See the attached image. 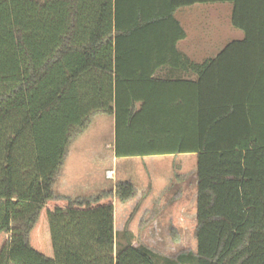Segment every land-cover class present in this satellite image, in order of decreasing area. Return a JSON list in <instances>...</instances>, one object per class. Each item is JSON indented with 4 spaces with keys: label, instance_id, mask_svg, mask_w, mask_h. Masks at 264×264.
<instances>
[{
    "label": "trees",
    "instance_id": "1",
    "mask_svg": "<svg viewBox=\"0 0 264 264\" xmlns=\"http://www.w3.org/2000/svg\"><path fill=\"white\" fill-rule=\"evenodd\" d=\"M225 1L243 36L192 59L175 11ZM98 114L117 157L197 154L196 251L167 264H264V0H0V264H158L114 230L131 180L54 193Z\"/></svg>",
    "mask_w": 264,
    "mask_h": 264
},
{
    "label": "rangeland",
    "instance_id": "2",
    "mask_svg": "<svg viewBox=\"0 0 264 264\" xmlns=\"http://www.w3.org/2000/svg\"><path fill=\"white\" fill-rule=\"evenodd\" d=\"M193 8L196 12L193 10L190 15L193 28L187 40L189 48L193 52L197 51L199 58L203 57V50L209 52L210 46L212 53H217L228 41L243 36V31L231 23L230 1L195 3ZM114 141L113 117L105 114L94 116L85 131L69 144L68 156L54 191L60 195L88 197L106 185L102 176L108 174L110 169L114 170L113 174H116L117 179L133 177L141 183L151 177V184L147 188L149 191L146 193L153 198L159 195L161 198L171 196L176 202L165 207L163 219H156L158 223L150 230L142 231V225L136 223V242L145 243L161 254L158 264H167L164 256L174 257L181 251H196L194 230L197 154L189 152L117 157ZM149 168L153 170L150 174ZM116 204L114 230L120 231L125 220L122 213L125 204L119 205L118 201ZM156 210L160 211V208L156 207ZM172 230L177 232L178 238L175 239Z\"/></svg>",
    "mask_w": 264,
    "mask_h": 264
},
{
    "label": "crops",
    "instance_id": "3",
    "mask_svg": "<svg viewBox=\"0 0 264 264\" xmlns=\"http://www.w3.org/2000/svg\"><path fill=\"white\" fill-rule=\"evenodd\" d=\"M193 5L180 7L175 11V17L179 20L180 24L182 25V27L186 31V36L183 39H180L178 42V48L180 50H182L183 52H185L187 55H189L192 59L200 61V60L204 59L205 57L210 56V55H214L216 53H212L213 52L211 50L212 46H210V48H208L209 52H207V51L204 52V50H203L204 55H203V57L199 58L197 56V51L193 52L188 46V40L187 39L189 38V36H191V31L193 28V27H191L192 26V19H191L190 15H192L191 12L193 10L196 12V9L193 8ZM231 7H232V3H231ZM230 11L232 12V8ZM187 26H188V28H187ZM126 157H128V156H126ZM196 160H197V158H196ZM64 165H65V163H64ZM196 166H197V164H196ZM63 168H64V166H63ZM63 168H62V170H63ZM114 169H115V167H114ZM62 170H61V172H62ZM151 171L153 172V170H151L149 168V174L151 173ZM113 172H114V170L110 169L108 171V174H103L102 177H103L104 182H106V185L103 184L104 186L101 187L95 194H97L103 190H110V189L114 190L116 183L120 180H131L134 183L136 190H135V195L133 197H131L127 201L123 202V201H120L115 196L114 202H113L114 203V221H115L114 224L116 223V214H117V209H116L117 204L116 203L118 201L119 205L125 204L124 210H122V213L125 215L123 228L128 225V228L133 232L134 236L136 235L135 230H138V228L136 229V226H135L136 223L142 225L141 226L142 231L150 230L151 227L155 226L158 223L156 219H158V218L163 219V216L166 214V213H164L165 207L170 206V204H172V203L175 204V202H176L174 197H171V196H169V198H170V201H169L168 197L161 198V195H159L157 198H153L152 195L146 193L147 191H149V189L147 190V188H148L149 184H151V180H150L151 177L147 178L145 176L147 178L146 181L144 180L143 182L140 183V181H138L137 179H134L133 177H127L125 179H117L116 174L114 176ZM59 176H60V174H59ZM59 176H58V178H59ZM58 178H57V180H58ZM57 180H56V182H57ZM196 182H197V180H196V170H195V184H196ZM55 185H56V183H55ZM55 185L53 187V190L55 189ZM152 185L154 187V181H152ZM54 192H55V194L60 195L58 192H56V191H54ZM196 193H197V186H196ZM63 195L69 196L71 198L76 197V196L75 197L71 196L70 194H63ZM165 198H168V200L166 201ZM180 198H181V196L177 199H180ZM156 207L160 208V211H157ZM147 210H149V211H147ZM120 214H121V212H120ZM195 218H196V216H195ZM140 225H138V226L140 227ZM136 241H137V239L135 237V240L133 241V243L135 245L138 244Z\"/></svg>",
    "mask_w": 264,
    "mask_h": 264
}]
</instances>
